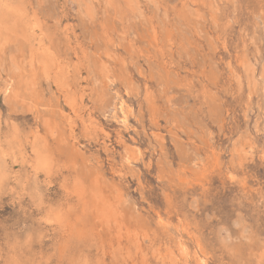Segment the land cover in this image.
<instances>
[{"label":"rangeland","instance_id":"374dc122","mask_svg":"<svg viewBox=\"0 0 264 264\" xmlns=\"http://www.w3.org/2000/svg\"><path fill=\"white\" fill-rule=\"evenodd\" d=\"M203 263L264 264V0H0V264Z\"/></svg>","mask_w":264,"mask_h":264},{"label":"bare ground","instance_id":"6f19581e","mask_svg":"<svg viewBox=\"0 0 264 264\" xmlns=\"http://www.w3.org/2000/svg\"><path fill=\"white\" fill-rule=\"evenodd\" d=\"M22 2V1H21ZM13 4H14V2H13ZM15 6V5H14ZM22 7V6H21ZM18 17V16H17ZM11 23V22H10ZM24 23V22H23ZM39 28V27H38ZM24 32V31H23ZM42 32V31H41ZM35 33H36V31H35ZM64 78V77H63ZM123 100V99H122ZM122 106V105H121ZM125 114V113H124ZM125 116V115H124ZM55 162V161H54ZM52 173V172H51ZM13 179V178H12ZM54 185V184H53ZM45 199V198H44ZM53 199V198H52ZM41 201V200H40ZM35 202V201H34ZM16 250V249H15ZM40 258V257H39ZM204 264V263H203Z\"/></svg>","mask_w":264,"mask_h":264}]
</instances>
